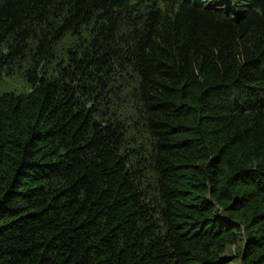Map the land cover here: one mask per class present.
<instances>
[{"label": "trees", "instance_id": "1", "mask_svg": "<svg viewBox=\"0 0 264 264\" xmlns=\"http://www.w3.org/2000/svg\"><path fill=\"white\" fill-rule=\"evenodd\" d=\"M232 263L264 264V0H0V264Z\"/></svg>", "mask_w": 264, "mask_h": 264}, {"label": "rangeland", "instance_id": "2", "mask_svg": "<svg viewBox=\"0 0 264 264\" xmlns=\"http://www.w3.org/2000/svg\"><path fill=\"white\" fill-rule=\"evenodd\" d=\"M24 89L21 82H8V84L4 85L2 92H8V91H15V92H22ZM233 264V263H232Z\"/></svg>", "mask_w": 264, "mask_h": 264}]
</instances>
